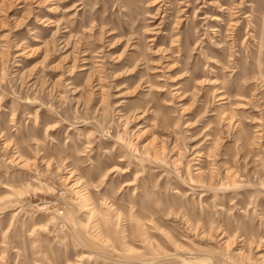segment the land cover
I'll return each mask as SVG.
<instances>
[{
    "label": "rangeland",
    "instance_id": "rangeland-1",
    "mask_svg": "<svg viewBox=\"0 0 264 264\" xmlns=\"http://www.w3.org/2000/svg\"><path fill=\"white\" fill-rule=\"evenodd\" d=\"M0 264H264V0H0Z\"/></svg>",
    "mask_w": 264,
    "mask_h": 264
},
{
    "label": "bare ground",
    "instance_id": "bare-ground-1",
    "mask_svg": "<svg viewBox=\"0 0 264 264\" xmlns=\"http://www.w3.org/2000/svg\"><path fill=\"white\" fill-rule=\"evenodd\" d=\"M70 184H71V183H70ZM79 184H80L79 182L74 183V185H72L70 189H72V190L77 189L78 186H79ZM58 213L61 215V214H63V211L61 210V211H59Z\"/></svg>",
    "mask_w": 264,
    "mask_h": 264
}]
</instances>
